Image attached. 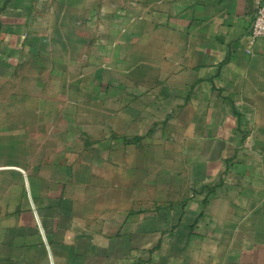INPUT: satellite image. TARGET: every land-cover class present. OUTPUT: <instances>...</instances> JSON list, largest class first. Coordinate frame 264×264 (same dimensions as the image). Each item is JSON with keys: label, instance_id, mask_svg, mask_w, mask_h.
<instances>
[{"label": "crops", "instance_id": "obj_1", "mask_svg": "<svg viewBox=\"0 0 264 264\" xmlns=\"http://www.w3.org/2000/svg\"><path fill=\"white\" fill-rule=\"evenodd\" d=\"M258 3L0 0L28 127L0 264H264Z\"/></svg>", "mask_w": 264, "mask_h": 264}, {"label": "rangeland", "instance_id": "obj_2", "mask_svg": "<svg viewBox=\"0 0 264 264\" xmlns=\"http://www.w3.org/2000/svg\"><path fill=\"white\" fill-rule=\"evenodd\" d=\"M15 85H20L23 83L21 82V79L14 78L13 79ZM10 79H4L2 84L0 85V105L2 109L0 110V117L2 119V132L0 137V167H9L10 165H23V162L25 158L16 157L15 154H23L25 153L26 145L28 144L25 141H20L21 135L18 133L16 135L15 129L17 128L18 131L24 130L28 127H21V126H11L10 121L20 119L22 117L27 116V110H23L20 108V102H19V109H16L15 105H11V94H10ZM23 87V86H22ZM20 96L18 95V99L20 101ZM29 117V116H28ZM18 136V137H17ZM2 188L0 190V217H1V229L7 230L10 226V220L9 215L13 209L16 208V205L18 204V212L21 213L22 205H23V197L21 188L19 186L20 179L18 180L17 184H15L16 179L14 178L12 182H10L9 177H5L2 180ZM20 215V214H19ZM13 224V223H12ZM19 228L21 224L20 220L18 222Z\"/></svg>", "mask_w": 264, "mask_h": 264}, {"label": "built area", "instance_id": "obj_3", "mask_svg": "<svg viewBox=\"0 0 264 264\" xmlns=\"http://www.w3.org/2000/svg\"><path fill=\"white\" fill-rule=\"evenodd\" d=\"M249 39L252 43L259 39H264V5L261 3H258L256 6L254 19L249 33Z\"/></svg>", "mask_w": 264, "mask_h": 264}]
</instances>
